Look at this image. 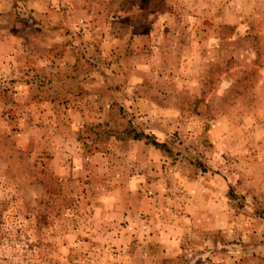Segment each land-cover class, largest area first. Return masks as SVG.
<instances>
[{
  "label": "rangeland",
  "instance_id": "1",
  "mask_svg": "<svg viewBox=\"0 0 264 264\" xmlns=\"http://www.w3.org/2000/svg\"><path fill=\"white\" fill-rule=\"evenodd\" d=\"M0 264H264V0H0Z\"/></svg>",
  "mask_w": 264,
  "mask_h": 264
},
{
  "label": "crops",
  "instance_id": "2",
  "mask_svg": "<svg viewBox=\"0 0 264 264\" xmlns=\"http://www.w3.org/2000/svg\"><path fill=\"white\" fill-rule=\"evenodd\" d=\"M243 18L240 17V19H238L237 17V22H242ZM227 24H231L232 26H235V24L237 23H227ZM222 205H227V201L225 200H221L220 201ZM214 205V204H213ZM211 211H213L212 207H211ZM229 217H231L230 213H228V210L227 212L225 210H220V211H217L214 213V215H212V217H209L208 219V222H209V229H215V228H223L226 226V224H228V219Z\"/></svg>",
  "mask_w": 264,
  "mask_h": 264
},
{
  "label": "trees",
  "instance_id": "3",
  "mask_svg": "<svg viewBox=\"0 0 264 264\" xmlns=\"http://www.w3.org/2000/svg\"><path fill=\"white\" fill-rule=\"evenodd\" d=\"M127 133L129 134V136H133L132 138L134 140H145L148 144H151L153 146H155L158 149H162V150H168L167 145L166 144H161L159 143L154 137L149 136V135H145L144 133H140L134 129H130L127 131Z\"/></svg>",
  "mask_w": 264,
  "mask_h": 264
}]
</instances>
